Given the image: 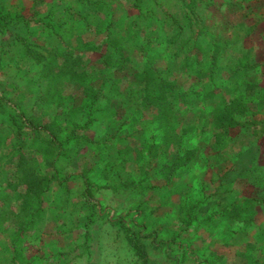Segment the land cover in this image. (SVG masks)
Here are the masks:
<instances>
[{
	"label": "rangeland",
	"instance_id": "obj_1",
	"mask_svg": "<svg viewBox=\"0 0 264 264\" xmlns=\"http://www.w3.org/2000/svg\"><path fill=\"white\" fill-rule=\"evenodd\" d=\"M147 52L189 92L170 118L182 143L156 155L135 79ZM71 54L79 76L48 73ZM87 85L109 105L89 126ZM238 98L252 114L218 127ZM73 131L94 141L50 143ZM174 152L193 158L170 175ZM21 153L61 178L31 201L39 214L16 197ZM263 199L264 0H0V264H264Z\"/></svg>",
	"mask_w": 264,
	"mask_h": 264
},
{
	"label": "trees",
	"instance_id": "obj_2",
	"mask_svg": "<svg viewBox=\"0 0 264 264\" xmlns=\"http://www.w3.org/2000/svg\"><path fill=\"white\" fill-rule=\"evenodd\" d=\"M137 31V30H135ZM131 32V31H130ZM135 33V32H131ZM85 41L84 38H78L77 43L80 45L79 49L81 50H87L85 46H83V42ZM69 46H71L69 44ZM80 51V50H79ZM147 55V58L145 59V67L142 68L140 71L135 73V79L138 83H141L143 86L140 89V99H142L141 103L144 105V109H153L152 110V119H151V125L152 129L155 130V133L157 134V137L161 141L159 144H157L155 141H151V139L143 135L142 141L145 145L146 149H148L151 153L155 152L154 154H157V150L160 147H164L166 149H169L171 144H181L183 141V135L185 134L186 130H183L182 133H179L177 125L172 123L170 118L175 115V107L176 103L180 100H185L189 98V92L181 90L178 86L170 84L165 77L161 74V70L156 64L152 62L154 59V55L152 52ZM150 55V56H149ZM81 56H75L74 54H71V57H68L69 59L64 60V67L60 70V74H57L56 70H51L48 73H55L56 75H70L71 77H77L79 76V70L77 67L78 60ZM83 58V57H82ZM104 62L111 64L112 58L110 55L104 56ZM53 79V78H52ZM53 82L55 83L56 80L53 79ZM85 91L87 96L90 98V102L87 108V120L85 122L86 126H89L92 124L96 117L94 115L95 111L106 109L108 110L109 105L105 106L103 108L101 107H95V104L98 101V98L100 96V90H96L92 85L85 86ZM86 106H80L79 108L82 110H86ZM220 109V116L215 117L216 124L220 128H225L227 130L232 129L236 127L237 125L242 124L240 122L241 116H247L249 114H252L251 109L249 106L244 103L241 98L233 100V101H225V103L221 106H219ZM134 117H137V121L142 118L144 119V114L142 113L140 116L133 115ZM56 125H58L57 121H53L50 123H46L43 125L38 126V131L45 130L48 133H53L56 130ZM147 128L143 126L142 131L143 133H146ZM74 133L70 135L67 138H61L60 136H52L50 141L51 144L57 145L59 147L60 151H63L66 148V145L71 140H80L88 139L87 136H78L75 131ZM80 138V139H79ZM59 151V154H60ZM173 163L171 164V171L169 172L170 175H172L174 169L178 165H184L189 164L191 159L193 158V155L191 156H185L181 155L179 152H174L172 154ZM19 172L21 179H23L24 184H26V192H19L16 194V197L19 200L22 201L23 206L27 209V211L34 209L35 211L33 213L39 214L38 211L41 210L39 205L32 204V200L38 199L43 192H45L51 183V180H53V177L56 179H61L59 176V173L54 172V174L51 176L48 175H42L39 172V169L36 165H34L31 160L26 158L22 153L20 154L19 158ZM54 165V164H53ZM64 181V180H61ZM60 181V182H61ZM88 186V192L91 191V182L87 181ZM257 203H263L264 199L262 201H259ZM30 214V217L32 218L33 214ZM10 212L6 210L5 208H0V222L4 220L7 216H9ZM24 220V218H23ZM26 224V222L22 223ZM23 226L20 227V229L17 230V235L22 233ZM128 238L130 240V243L133 245V247L141 254H146L145 247L139 242L137 238L127 233Z\"/></svg>",
	"mask_w": 264,
	"mask_h": 264
}]
</instances>
